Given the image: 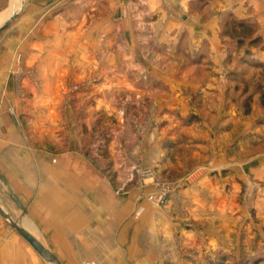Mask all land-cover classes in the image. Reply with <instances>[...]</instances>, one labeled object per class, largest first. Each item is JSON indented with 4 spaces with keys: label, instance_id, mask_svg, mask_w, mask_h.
I'll return each mask as SVG.
<instances>
[{
    "label": "crops",
    "instance_id": "1",
    "mask_svg": "<svg viewBox=\"0 0 264 264\" xmlns=\"http://www.w3.org/2000/svg\"><path fill=\"white\" fill-rule=\"evenodd\" d=\"M50 1L27 0L26 7L42 10ZM144 1L148 19L97 23L95 36L82 29L85 21L71 30L61 15H48L39 26L33 21L22 37V65L47 78L42 89L23 78L20 96L14 94L13 61L0 48V201L18 199L33 225L28 230L61 264H159L173 252L174 237L195 242L200 228L189 222L219 223L207 233L213 237L244 220L251 182L264 184V0ZM73 77L87 78L81 94L92 100L81 124L115 119L111 144L140 142L138 165L116 162L113 181L82 150L58 154L56 128L44 130L53 134L48 140L42 137L41 120L29 109L36 102H24L27 86L34 94L58 93ZM243 78L260 81L247 89L253 95L245 115L231 97L234 86L249 88ZM72 103L66 102L70 110ZM127 124L136 130L143 124L145 131L135 134ZM116 153L110 148L111 157ZM143 165L161 178L172 168L183 175L166 205L150 200L153 179L137 186L134 169ZM116 185L124 191L115 192ZM255 189L264 214V188ZM0 264H46L1 216Z\"/></svg>",
    "mask_w": 264,
    "mask_h": 264
},
{
    "label": "rangeland",
    "instance_id": "2",
    "mask_svg": "<svg viewBox=\"0 0 264 264\" xmlns=\"http://www.w3.org/2000/svg\"><path fill=\"white\" fill-rule=\"evenodd\" d=\"M122 1L124 0H78L69 3L68 0H51L50 3L43 5L42 10L37 9L33 11V9H28L26 7L27 0H0V26L13 12L17 14L12 19L9 27L0 34V48L5 52L8 50L10 58H12L13 61V73L16 75V77H13L16 81V84H14L16 86L14 94H19L20 96L22 88H20L21 85L19 84L23 78H27L29 80L28 82H30L29 87L34 85L36 90L40 86L42 89L44 85L43 82L47 80V78L39 77L34 67H23L22 65L21 48L24 43L22 37L30 35L29 31L32 30L33 21H36L39 26L40 22L44 21L48 15L49 17L61 15L62 20L73 24V26L68 25L72 27L71 30L76 23L85 21L82 29L84 28V31L88 32L89 36H95L97 23L103 22L106 26L114 23L122 24L133 22V24H135L137 21L148 19L149 13L142 11L146 6L144 0H125L124 3L120 4V8L123 9V12H126L122 13L121 9L116 12L115 10L118 3ZM128 9L130 12L127 11ZM121 13L122 15L120 16ZM27 21H30V25L26 23ZM118 33L117 36L119 35V37H117V39L118 43H120L124 40V36L122 32ZM104 38L111 40L113 36L105 34ZM17 42L19 45H17ZM247 63L248 62H245V64ZM243 65V62H241V75L244 73V70H246ZM88 79L92 80L93 78ZM249 80L253 81V78ZM250 81L243 78L242 82L245 84L243 86L249 85V88L243 89L242 84H238L233 87V93L231 95L234 107L241 112L242 115L250 111V106H244L245 104H243V100L246 99L247 94L250 93L247 89H256L258 86L257 84H260V81L257 80L251 84L249 83ZM86 82H88L86 77H73L72 80H67L66 91L61 89L58 93L37 91L34 94L31 90L27 91L29 88L27 86V90L24 93V102H36L35 107L31 106L29 109L32 111L34 110V116L39 117L41 120L42 137L48 140L53 134H46L47 131L44 130L50 127L53 131V129L56 128L53 139L56 140L58 154L65 152V150L72 149L73 152L78 150L81 155L82 150L87 157L88 164L92 165L100 172H104L103 174L111 177L110 180L113 181L115 179L113 166L114 164L116 165V162L120 164L124 162L127 163V165H138L141 159L139 156L141 155L139 147L140 142L138 140L136 142L135 138L132 140L121 138L124 142L115 140L111 144L112 139L110 137L112 134L117 135L115 132L118 131V128H115V119L106 121V123L99 122V124L90 119L89 125L81 124V120L87 115L86 108L90 106L92 101L85 98L87 95L81 94L85 88ZM55 100L60 104L55 105ZM68 100H72L73 102L69 104L70 107H72L71 110L68 104L66 105ZM25 106L27 107L28 105ZM69 110L70 113L73 112L75 116V118H73L74 125L72 129H70V126H66L68 123L66 118L69 116ZM27 112L28 108L25 113L26 116L29 115ZM66 114L67 116H65ZM136 125L137 130L132 125L128 126L127 124V127L130 132L133 131L135 134L145 131V125ZM120 133L121 132H118V134ZM135 145L139 148L137 152L133 151ZM110 148L117 152L115 157L110 156ZM72 155V157L76 159L74 161L78 160L76 163H81L80 156H76L75 153ZM82 160H86V158L83 157ZM119 163L117 166H120ZM143 166H136L134 170L137 169L136 171L139 173L142 170L148 169L151 171L152 177L144 178L140 175V181L137 186H143L146 180L149 181L153 179L152 181L155 182L156 187L152 194L166 193L161 202L155 203H158L160 206L166 205L171 194L176 192L183 182L181 178L183 175L180 176V174L175 173L172 168L169 170V175L167 176L169 178H165L164 176L161 178L157 172L151 170L149 167H145V165ZM251 183L254 189H248V196L244 199L246 201L244 208L247 210L244 220L241 222L234 220L231 229L219 231V236L213 237L209 236L207 233L209 229L217 232L219 223H217V227H214L210 225L208 221L189 222L190 224L195 223V226L200 228V232L196 234L198 236H195V242L186 243L185 240L183 241L180 240L179 237H174L176 244L172 249L173 252L166 255L159 264H264V214H262V212L260 213L259 209L262 210V204H257L258 201L255 193L257 190L255 188H264V184L259 181H253ZM118 188L119 187L116 185L114 189L115 192L120 191ZM123 191L124 189H121L120 193ZM4 199L6 202L4 206L12 218L33 232L32 222L27 219L24 209L20 210L10 197H4ZM8 228L11 227L8 225ZM227 232L229 234H227Z\"/></svg>",
    "mask_w": 264,
    "mask_h": 264
},
{
    "label": "water",
    "instance_id": "3",
    "mask_svg": "<svg viewBox=\"0 0 264 264\" xmlns=\"http://www.w3.org/2000/svg\"><path fill=\"white\" fill-rule=\"evenodd\" d=\"M17 14L14 13L10 18H8L0 26V34L5 29H7L12 21V19ZM20 210L23 209V206L18 201L16 197L12 198ZM0 216L2 219L20 236L25 242L42 258L46 264H61L56 255L51 252L47 247H45L28 229H26L22 224L15 221L7 209L4 207L3 203L0 201Z\"/></svg>",
    "mask_w": 264,
    "mask_h": 264
},
{
    "label": "built area",
    "instance_id": "4",
    "mask_svg": "<svg viewBox=\"0 0 264 264\" xmlns=\"http://www.w3.org/2000/svg\"><path fill=\"white\" fill-rule=\"evenodd\" d=\"M139 174L144 177V178H151L152 177V173L150 170H142L139 172ZM166 193H158V194H151L149 196L150 200L154 201V202H161L163 200V198L165 197Z\"/></svg>",
    "mask_w": 264,
    "mask_h": 264
},
{
    "label": "trees",
    "instance_id": "5",
    "mask_svg": "<svg viewBox=\"0 0 264 264\" xmlns=\"http://www.w3.org/2000/svg\"><path fill=\"white\" fill-rule=\"evenodd\" d=\"M242 41L243 40H240V42H242ZM257 85H259V84H257ZM243 91H245V90H243ZM252 95H253V93L247 94L246 99L243 100V104H245L244 106H248L250 104V101H252ZM259 103L261 106L262 105L264 106V92L259 94Z\"/></svg>",
    "mask_w": 264,
    "mask_h": 264
},
{
    "label": "bare ground",
    "instance_id": "6",
    "mask_svg": "<svg viewBox=\"0 0 264 264\" xmlns=\"http://www.w3.org/2000/svg\"><path fill=\"white\" fill-rule=\"evenodd\" d=\"M14 13H15V12H13V13L11 14V16H12ZM8 18H10V17H8ZM8 18H7V19H8ZM7 19H6V20H7ZM6 20H5V21H6ZM5 21H4V22H5ZM4 22H3V23H4ZM3 23H2V24H3Z\"/></svg>",
    "mask_w": 264,
    "mask_h": 264
}]
</instances>
